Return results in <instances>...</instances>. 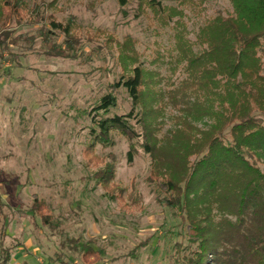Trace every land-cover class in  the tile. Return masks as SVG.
<instances>
[{
    "label": "rangeland",
    "instance_id": "1",
    "mask_svg": "<svg viewBox=\"0 0 264 264\" xmlns=\"http://www.w3.org/2000/svg\"><path fill=\"white\" fill-rule=\"evenodd\" d=\"M24 1L39 6L46 26L49 17L72 25L74 49L67 57L46 56L37 33L43 25L25 26L14 37L32 32L33 43L9 46L10 55L0 61L4 264H81L80 246L90 242L100 255L96 264H183L185 230L177 213L159 203L163 189L147 180L149 158L120 134L111 136V145L95 144L88 113L111 92L118 112L129 111L124 91L112 88L128 74L124 68L135 66L128 58L161 80L155 90H164L168 78H181L178 37L194 41L206 19L231 11L230 1L156 0L181 12L168 24L143 0L123 6L118 0ZM55 34L54 43L62 45L63 35ZM175 114L165 107L159 137ZM111 170L113 187L104 189Z\"/></svg>",
    "mask_w": 264,
    "mask_h": 264
},
{
    "label": "trees",
    "instance_id": "2",
    "mask_svg": "<svg viewBox=\"0 0 264 264\" xmlns=\"http://www.w3.org/2000/svg\"><path fill=\"white\" fill-rule=\"evenodd\" d=\"M143 1L163 24L181 16L156 0ZM229 1L231 11L206 19L194 41L178 37L181 78H168L164 90H155L161 80L153 81V72L128 58L135 66L124 68L128 74L112 88L124 91L129 111L118 112L111 92L88 113L95 144L111 145V136L120 134L149 158L147 180L163 189L159 203L177 213L185 230L183 264H264V0ZM38 7L0 0V61L10 55L9 46L33 43L32 32L14 37L25 26L43 25L37 33L46 56L73 51L72 25L49 17L46 26ZM55 33L63 35L60 46ZM168 105L176 114L159 137V117ZM133 156L130 149L129 163ZM106 177L104 189L113 171ZM90 243L80 246L81 264L99 261ZM8 259L9 252L1 250L0 264Z\"/></svg>",
    "mask_w": 264,
    "mask_h": 264
}]
</instances>
